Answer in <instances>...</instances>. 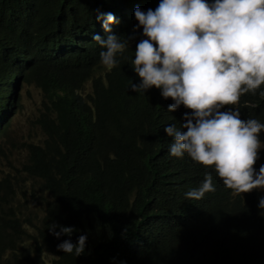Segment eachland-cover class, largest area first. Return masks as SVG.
<instances>
[{"label":"trees","instance_id":"trees-1","mask_svg":"<svg viewBox=\"0 0 264 264\" xmlns=\"http://www.w3.org/2000/svg\"><path fill=\"white\" fill-rule=\"evenodd\" d=\"M159 2L0 0V131L19 106L18 81L20 88L33 82L41 89L34 119L40 134L21 140L26 155L20 166L11 160L0 165V264H41V248L53 252L51 264H264V209L258 206L264 189L237 194L213 168L187 154L170 155L173 139L164 128H179L190 111L181 105L169 112L173 101L160 89L131 90V83H140L135 47L145 38L135 27L134 10H155ZM124 8L129 14L109 27L129 48L109 70L100 60L105 49L92 39L109 34L97 16ZM18 44L33 56L29 67L15 54ZM260 91L264 86L221 111L239 110L241 119L264 124ZM261 165L264 146L257 172ZM206 173L215 191L187 199ZM26 196L41 200L32 250L23 242L27 232L13 203ZM52 224L76 231L56 238ZM92 231L98 236L87 238L83 254L58 250L64 240L75 244Z\"/></svg>","mask_w":264,"mask_h":264},{"label":"clouds","instance_id":"clouds-1","mask_svg":"<svg viewBox=\"0 0 264 264\" xmlns=\"http://www.w3.org/2000/svg\"><path fill=\"white\" fill-rule=\"evenodd\" d=\"M128 14L124 8L115 15L97 16L109 34L106 39L98 34L92 39L105 49L100 52V60L109 70L118 65L117 55L129 48L128 40L111 34L109 25ZM134 17L138 22L135 27H142L145 38L135 47L132 63L140 83H131V90L144 93L153 87L160 89L164 99L173 101L169 112L183 105L191 113L184 114L186 122L179 128L176 124L164 128L173 139L170 155L181 158L187 154L203 167L213 168L224 186L237 194L264 189V165L258 172L255 169L264 146L260 140L264 124L255 118L241 119L239 110L221 111L264 86V0H160L155 10L136 8ZM15 54L29 67L33 56L26 47L18 44ZM20 83L13 88H20ZM259 94L264 96V91ZM10 118L7 115L2 124L1 146L3 136L10 135L11 143L15 139ZM20 142L16 140V147L25 153L18 166L26 155ZM7 152L10 148L6 150L4 144L0 160ZM9 160L15 165L12 158ZM213 191L212 174L206 173L201 185L185 196L200 200ZM258 206L264 209V197L259 198ZM48 228L56 238L70 237L76 231L57 224ZM86 241L87 236L80 235L75 244L66 239L57 248L79 256L85 251Z\"/></svg>","mask_w":264,"mask_h":264},{"label":"rangeland","instance_id":"rangeland-1","mask_svg":"<svg viewBox=\"0 0 264 264\" xmlns=\"http://www.w3.org/2000/svg\"><path fill=\"white\" fill-rule=\"evenodd\" d=\"M89 81H86L84 83V88L89 89ZM16 92H19V106L18 108L11 113L10 118V129L12 136L17 140H29L33 139L35 136H38L40 134V129L37 128V125L34 122L35 115H36V107L40 106L41 101V89L35 85L33 82L30 83V85L27 84L25 87L16 88ZM10 135L3 136V141L6 146V150L10 148V152L6 153V157H1L0 165L5 166L8 164L7 159H13L15 162V165L18 166L19 162L23 159L24 151L21 149H17L16 147V140L14 139L11 143ZM262 143V142H261ZM4 144L2 146H4ZM264 145V143H262ZM16 147V148H15ZM25 175L21 172V177L23 180H26ZM31 183V180L28 178L25 185L29 186ZM15 192L17 193V189H15ZM30 197L26 196L23 198L15 197V200L13 203L15 204V207L17 208V213L21 219L22 226L27 232V235L25 238H23V242L25 244L29 245V248L32 247V242L35 241V239L32 237L33 235H36V224L38 216H40L41 211H37L35 213V208L38 209L40 205L39 202L41 200H29ZM23 201L24 203H21L19 201ZM36 214V215H34ZM37 216V217H36ZM30 217V220L28 221L27 218ZM33 234V235H32ZM98 236V232L92 231L91 233L87 234V238H90L91 240H95ZM33 253V252H32ZM35 257L39 256L41 264H51L53 259V252L48 251L44 248H41L39 254L36 256V254H33Z\"/></svg>","mask_w":264,"mask_h":264}]
</instances>
